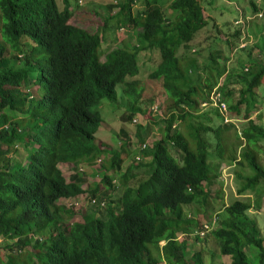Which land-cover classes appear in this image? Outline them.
I'll return each instance as SVG.
<instances>
[{
	"label": "trees",
	"instance_id": "1",
	"mask_svg": "<svg viewBox=\"0 0 264 264\" xmlns=\"http://www.w3.org/2000/svg\"><path fill=\"white\" fill-rule=\"evenodd\" d=\"M135 1L125 0L100 29L87 31L69 23L78 0H61L62 7L56 0H0V84L25 91L23 97L0 95V236L14 241L8 246L11 253L0 264H160L162 260L166 264H204L200 253L186 260V242H178L175 235L187 233L190 227L203 230L202 223L184 214L185 206L206 205L210 186L218 176L216 167L208 162L200 131L211 132L219 141L226 126L193 128L189 124L191 113L200 108V99L210 103L203 96L219 80L208 85L192 82L190 72L197 67L190 51L198 52L202 45L212 49L211 32L205 44L196 41L203 31L221 28L216 31L226 35V45L246 53V59L235 56L236 51L221 61V71L226 73L224 87L231 83L230 88L222 83L219 95L228 113L239 116L243 106L248 118L257 102L255 91L264 84V33L260 32L257 44L240 48L244 30L225 23L206 26L204 0H172L162 7L156 1L143 0L145 10L132 12ZM250 5L254 13L262 11L252 0ZM108 8L111 12L114 7ZM260 20L264 30V15ZM121 28L138 29L143 45L130 49L123 42L116 43L101 60L100 34L109 31L114 35ZM141 50L159 54L154 74L160 76V90L171 112L161 122L135 125L139 144L158 126L159 139L143 152L144 157H151V170L123 190L105 218L96 217L92 209H82L81 222L62 227L64 216L58 200L79 196L86 180L76 174L65 183L57 166L74 154L102 153L94 137L102 118L94 108L101 100L123 107L119 119L130 125L137 115L151 118L150 108L157 98H142L143 89L133 79L139 73L137 54ZM181 50L183 58L178 56ZM30 87H37L39 97L30 94ZM211 109L220 116L217 108ZM17 114L26 118L13 120ZM176 119L185 125L192 143L174 127ZM241 136L244 146L237 163L250 169L251 175L238 194H258V187L264 190V167L256 148L264 139V129L247 119ZM119 143L110 150L108 161L117 170L132 154L129 133L123 128ZM15 144L25 151L24 158L10 155ZM217 154L220 158L222 151L217 149ZM114 189L110 183L109 190ZM210 228L202 240L211 234L219 253L230 257V264H249V247L256 249V264H264V240L248 204L234 201L226 206ZM161 241H165L162 247Z\"/></svg>",
	"mask_w": 264,
	"mask_h": 264
},
{
	"label": "rangeland",
	"instance_id": "2",
	"mask_svg": "<svg viewBox=\"0 0 264 264\" xmlns=\"http://www.w3.org/2000/svg\"><path fill=\"white\" fill-rule=\"evenodd\" d=\"M56 1L58 3V6L62 7L61 0ZM79 1L81 2L80 4ZM124 1L125 0H78L77 8L73 10V14L69 20V23L71 25L79 26L80 28H83L87 31H95L96 29H100L103 26L108 17L114 16L118 12V5L122 4ZM153 1H156L157 5L162 7L168 5L171 0ZM201 1L202 0H200V2ZM252 1L256 5H260L262 7L264 6V0ZM202 4L205 6L203 11L204 16H206V18L208 19H211L214 24L215 21H218L220 24L219 26H222L223 23H225L233 27L232 22L236 20L237 17L241 16V13L242 15L245 14L246 16H249L246 21H249L251 19L250 14H253L250 0H204ZM108 7L114 8L111 12H109ZM144 10V1L136 0L132 12H143ZM258 20H260V18L251 23L249 29H247L248 24H244V27L242 29L244 30L245 34L240 38V43L243 42L241 47L246 43H248L249 47H252L254 44L258 43L260 39V32L262 31V33H264V30H262ZM113 22L115 23V21ZM209 27H211V25H209ZM126 29L121 28L114 35L109 31H106L105 33L102 32L100 34L102 36V45L99 49L101 60L104 59V53L108 52L113 46L115 47L116 43L123 42L130 49L140 48L143 45V42L138 39L136 34L139 31L138 29H135L133 31H128ZM207 31L211 32V35L214 37V39H212L215 42L213 48H206V46L203 47L202 45V47L197 49L198 52L192 53L190 51V54H193L194 57H196L195 59L197 67L195 70L190 72V77L193 79L192 82L200 80L203 85H208L209 83L217 82V80L219 79L218 83L210 89L208 94L206 96H203V98L205 99H208V95L211 94L216 86L217 92L222 88V83L224 87L226 81V73L224 72V70L222 73L221 67L224 66L222 65V62H224L225 59L228 60L230 56H236L237 54H239L242 59H246L245 52H238L240 50L237 51L234 47L226 45V35H219L216 30L211 31L207 29ZM226 32L228 33L230 32V30L228 29ZM203 37H205L204 31L201 34V37L198 38L199 40H197L196 42L205 44V41H203ZM113 40L116 42L113 43ZM194 44L197 45V43ZM210 53L213 54L216 61H212L213 59L210 58ZM178 56L180 58L184 57L182 50L179 52ZM137 58L139 73L133 79L136 80L139 83L140 87H142L143 89V91L141 92L142 98L147 99L152 96H155L157 98L156 104H158L159 106L157 108V106L152 105V107L150 108V111H153V113L151 114V118H149L150 123L157 121L161 122L163 118H168L171 112L169 110V104L165 100L166 96L163 92H161L162 90H160V76L154 74L159 60V54L154 51L151 52L141 50L138 52ZM231 62L227 63V66L225 67H230ZM210 69L214 71L213 75H211L212 72H209ZM215 72L218 73L216 74ZM230 83H228L225 87L230 88ZM255 92L258 96L257 102L255 108L249 113L248 118L244 117L243 106L241 107L242 111L239 116H234L231 115V113L226 112V115H228L229 118L233 119V126L230 124H224L223 120L220 117L221 115L218 116L216 112L211 109L213 107L208 106L204 101H202V99H200V108L191 113L192 116L189 124H191L193 128L199 127L203 124L213 129L217 128L218 126L226 127H223V129L221 130L219 141L215 140L214 135L211 132L205 133L203 131H200V136L205 142L207 148L208 162L216 167V174H218V176L210 186V196L206 205L203 206L201 204H193L185 206L184 214L186 218L191 217L199 223H202L206 220L213 221L215 216L218 219V213H222L223 209L226 206L232 204L234 201H242L250 206V214L257 218L258 225L260 226V235L264 240V190L261 187H258V194H253L252 191H247L242 195L238 194L239 188L245 184V178L251 175L250 169L246 168L245 166H240L237 163L239 160V152L244 146V141L243 139H241L239 133H241L242 130L247 126V119H252L255 124L261 126L264 129V84L262 83L260 87H257ZM38 93L39 91L37 87H30V94L33 97H39ZM0 94L3 96L22 97L24 91L17 90L16 88L11 86L0 84ZM94 110L98 111L102 118V125L100 127V130H98L94 134L95 142L100 143V148L110 149L117 147L119 144V130L122 128L125 129L130 136V150L132 154L130 158L123 163L120 170L116 171L112 168H107V161L110 160L109 153H105L103 156V159L105 160L104 165L103 160L100 163V170H102L103 174H110L108 175L109 178L110 176H115V185L118 186V188L115 191H108V189L104 191L106 187L101 183L99 172V177L88 175L87 182L83 183L81 186L83 189H86L87 186H90L92 191L89 192V194L91 195H100L101 197H106L105 194H108L106 199L114 203L118 202V199L121 197L124 189L132 187L135 183L143 179L144 176L148 175L146 173L151 170V161L150 158L143 156V159L141 158V161L131 164L134 155H138L137 152H139V144L137 142V138L135 137L137 131L136 128L130 124L122 123L119 119L120 114L124 111L123 107L117 108L115 104H112L107 100H101L99 102V105L96 106ZM22 116L23 118L25 117V115ZM137 120L141 121L142 119L140 116H137ZM141 122L142 124H144L145 121L142 120ZM174 124V127H176L181 133H183L185 137L192 143V140L188 138L185 130L186 128H184L185 125H183L179 119H176V122ZM159 137L160 134L158 131V126L155 125L153 126V130L149 133L147 141L149 143H152L153 141L158 140ZM191 145L193 146V144ZM217 149L222 151L220 158L218 157ZM256 149L257 155L259 157V162L264 167V139L259 142ZM169 151L178 161V157L173 152V150L169 149ZM74 158V160L77 161H74L75 163L73 165L67 164L65 168H62V170H70V166L71 169L74 170V168L77 167V169H79V166L82 167L85 165H92V163H88L87 161H85V159H83V156H74ZM95 168L98 169V167ZM82 170L85 172L84 168ZM67 171H65V173L69 174ZM88 173L90 174L92 172ZM125 175L127 176L124 178ZM64 177L67 178L65 175ZM142 191L143 188L140 190V192ZM85 196L86 195L83 194L80 197L78 201L79 205L81 204L80 201H82ZM66 208L67 207L65 204H62V206L60 207L61 210L64 209L63 211H65L62 212L64 216V223H62V227H65L70 223L82 221L81 216L78 215V213L74 212L73 214H71V212L69 213V210H65ZM94 213H96V217L101 216L102 218H105L106 215L105 210L94 211ZM188 230L189 231H187V233L178 232L175 235L178 242H181L183 240H185L186 242V260H188L193 254L200 253L204 264L231 263L230 257L222 256L219 253L218 243L211 236V234H208L207 237L202 240L197 235V228L190 227ZM160 245H162V243ZM252 248L253 247H249L246 249V255L249 264H256V249L253 250ZM3 251L6 253H0L1 262H5V258H3V256L11 253V251L8 253L7 248H4ZM15 253H17V251ZM153 254L156 255V252L153 251ZM33 261V263L36 262L35 259ZM162 263L163 260L160 264Z\"/></svg>",
	"mask_w": 264,
	"mask_h": 264
},
{
	"label": "clouds",
	"instance_id": "3",
	"mask_svg": "<svg viewBox=\"0 0 264 264\" xmlns=\"http://www.w3.org/2000/svg\"><path fill=\"white\" fill-rule=\"evenodd\" d=\"M81 2L79 1V4H80ZM259 8V7H258ZM262 14H263V12H258V13H255L254 14V16H251V19H258V18H261V16H262ZM241 16H242V14H241ZM241 16H239V17H241ZM238 18V17H237ZM247 20V18L245 19V17H242L241 19H239V20H237V21H235L234 22V25L235 26H241V28H243V22L244 21H246ZM126 30H128V29H126ZM129 31V30H128ZM242 31H243V29H242ZM243 43V42H242ZM242 43L240 44V48H243L244 46H242L241 47V45H242ZM245 43H246V41H245ZM5 86H8V85H5ZM11 87H13V86H11ZM217 87V86H216ZM15 88V87H14ZM17 89V88H16ZM18 90V89H17ZM23 91V90H22ZM24 93H25V91H24ZM1 95V94H0ZM23 96H24V94H23ZM22 96V97H23ZM209 96L210 95H208V101L210 102L209 104H208V102L207 101H205V103L208 105V106H210V107H213V106H211V101H210V99H209ZM5 97H8V96H5ZM225 103V102H224ZM155 106H157V108H158V104H154ZM226 105V104H225ZM216 108V107H215ZM219 111V110H218ZM226 112L228 113V111H227V107H226V111L225 112H223V113H221L220 111H219V113H220V115H221V119L223 120V122H224V124H230V125H232L233 126V123H234V121H233V119L232 118H229L228 117V115H226ZM152 113H153V111H152ZM23 114H17V115H15L14 117H13V120H15V121H17V120H23L24 118H26V115H25V117L23 118V116H22ZM137 116H140L141 117V119L142 120H144L145 122H144V124H142V120L141 121H139V120H137ZM135 118H133L132 119V123H131V125L132 126H134L135 127V125H141V126H145L146 127V125L147 124H149L150 123V121H149V119L148 118H145L144 119V117H142L141 115H137ZM148 119V120H147ZM225 119H227L228 120V122H225L224 120ZM102 125V124H101ZM101 125H100V127H101ZM100 127H99V129L98 130H100ZM239 135H240V137L242 138V136H241V133H239ZM148 138V137H147ZM156 141L157 140H155V141H153L152 143H149L147 140L144 142V143H142V144H139V152H137V154L138 155H134V157H133V161H131V164H133L134 162L135 163H138L139 161H141V158L143 159V152L144 151H146V150H149V148L150 147H152V146H154L155 145V143H156ZM131 142V141H130ZM99 146H100V143L98 142L97 143ZM120 145V143L118 144V146ZM117 146V147H118ZM20 147V148H19ZM117 147H115V148H117ZM3 149H6V147H2ZM115 148H110V149H106V148H100V150H102V153L99 155V156H89V157H87V156H84V155H82V154H74V155H71V156H69L68 158H67V160L64 162V163H62V164H59L58 166H57V170H58V172H60L61 173V176L64 178V180H65V183H69L70 181H71V177L72 176H74V175H76V174H79L80 176H82V177H84L85 178V182H87V178H88V175H92V176H94V177H99L100 176V178H101V183L102 184H104L105 185V187H106V189L105 188H103V189H105L104 191H106L107 189H108V191H115L117 188H118V186H116L115 185V182H116V179L114 178L115 176H110V178H109V176L108 175H110V174H106V173H104L103 174V172H102V170H100V168H101V166H100V163L102 162V160H103V165H104V159H103V156H104V154L105 153H109L110 154V150H112V149H115ZM13 151L12 152H10V155L11 156H13L14 154H17V156L19 155V156H22V158H24V156H25V151L21 148V146L19 145V144H15L14 145V147H13ZM21 151H22V153H21ZM136 154V153H135ZM74 156H83V159H85V161H87L88 163H92V165L91 166H89V165H85V166H79V169H77V168H74V170L73 169H71V166H70V170H62V168L64 167H66V165L68 164V165H73L75 162L74 161H77V160H74L75 158H74ZM112 155L110 154V158H112L111 157ZM145 157H148V158H150V156H145ZM129 159V158H128ZM127 160V159H126ZM125 160V161H126ZM124 161V162H125ZM151 161V160H150ZM108 162V161H107ZM123 162V163H124ZM123 163H122V165H123ZM122 165H121V167H122ZM95 167H98V169H96ZM85 169V172L82 170V169ZM107 168H112V167H110V165H109V163H108V167ZM86 169H87V172H86ZM112 169H114V170H116L117 171V169H115V168H112ZM121 169V168H120ZM119 169V170H120ZM65 171H67L69 174H66L65 173ZM88 172H92V173H88ZM98 172H99V176H98ZM82 174V175H81ZM64 175L67 177V178H65L64 177ZM84 182V183H85ZM112 184V186L115 188L114 190H109V184ZM82 186V185H81ZM81 189L83 190V192L79 195V196H77V197H71V198H62V199H59L58 200V206H59V204H60V207L62 206V204H65L66 205V209L65 210H69V213L71 212V214H73L74 212L75 213H78V215H80L79 214V212L82 210V209H92V210H94V211H103V210H105V214L107 213V209L109 208V207H114V206H116L115 204H117V202H111L110 200H107L106 199V197L108 196V194H105V196L106 197H101L100 195H98V196H95V195H91V194H89V192H91L92 191V189H91V187L90 186H87V188L86 189H83L82 187H81ZM83 194H85L86 196H85V198L82 200V201H80L81 202V204L79 205L78 204V201H79V199H80V197L83 195ZM99 197H101V198H99ZM119 200V199H118ZM78 205H79V207H78ZM60 207H59V209H60ZM64 209H60V211L61 212H65V211H63ZM81 216V215H80ZM82 219V218H81ZM207 221H209V220H206V221H204V222H202V227L205 225V224H207V225H209L208 223H207ZM217 221V217L215 216V218H214V220L213 221H210L211 222V224L209 225V227L210 226H212L215 222ZM203 230H197V235H198V237L200 238V239H202L203 238V236L206 234V233H204V235H202V236H200V232H202ZM31 237H32V234H31ZM14 242V241H13ZM13 242L11 241V240H8V239H4L3 237H1L0 236V253L2 252V253H6V252H4L3 251V249L4 248H7V251H8V253L10 252V249H8V246H12V244H13ZM162 243V245H160ZM165 245V241H161L160 243H159V246L160 247H162V246H164ZM17 252H18V250H17ZM7 253V254H8ZM162 264H166L164 261H163V263Z\"/></svg>",
	"mask_w": 264,
	"mask_h": 264
},
{
	"label": "built area",
	"instance_id": "4",
	"mask_svg": "<svg viewBox=\"0 0 264 264\" xmlns=\"http://www.w3.org/2000/svg\"><path fill=\"white\" fill-rule=\"evenodd\" d=\"M217 87L213 89L211 92L209 99L211 101V106L216 107L221 113L226 111V105L225 103L221 100L219 91L217 92L216 90ZM225 122H228L227 119L224 120ZM210 229L209 225L205 224L203 226V231L200 232V236L204 235L208 230Z\"/></svg>",
	"mask_w": 264,
	"mask_h": 264
},
{
	"label": "crops",
	"instance_id": "5",
	"mask_svg": "<svg viewBox=\"0 0 264 264\" xmlns=\"http://www.w3.org/2000/svg\"><path fill=\"white\" fill-rule=\"evenodd\" d=\"M171 1H172V0H171ZM171 1H170V2H171ZM257 6H258L260 9H262V11H258V12H263V13H264V6H263V7L260 6V5H257ZM258 7H257V8H258ZM261 7H262V8H261ZM252 11H253V10H252ZM258 12H257V13H258ZM241 14H242V13H241ZM254 14H255V13L253 12V14H250V16H254ZM263 15H264V14H263ZM203 17H204V22H205V24L207 23L206 26L209 25V23H210V24H211V23L214 24V22H213L211 19H208V18H206V16H204V13H203ZM242 17H245V19H246V18H249V16H246V15L244 14V15H242L241 17L236 18V20H234V21L232 22L233 25H234V22H235V21L241 19ZM258 19H259V18H258ZM255 20H257V19H250V20H249L250 22H249V21H244L245 23H243V25H244V24H248V28H247V29H249L251 23H253ZM258 21H259V23H260L261 20H258ZM246 22H247V23H246ZM215 24H216V25H220L218 21H215ZM260 25H261V23H260ZM239 26H240V25H239ZM236 27H238V26H236ZM243 27H244V26H243ZM217 29L221 30V28H216V30H217ZM204 30H205V29H204ZM204 33H205V37H203V41L206 39L207 36H209V35H207V34H208V31H207V30H205ZM200 37H201V36H200ZM246 44H248V43H246ZM150 160H151V157H150Z\"/></svg>",
	"mask_w": 264,
	"mask_h": 264
}]
</instances>
